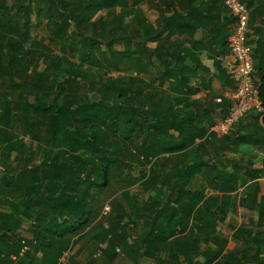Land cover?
Masks as SVG:
<instances>
[{
	"label": "rangeland",
	"instance_id": "1",
	"mask_svg": "<svg viewBox=\"0 0 264 264\" xmlns=\"http://www.w3.org/2000/svg\"><path fill=\"white\" fill-rule=\"evenodd\" d=\"M90 1L62 4L82 11ZM156 1L108 4L77 29L63 23L66 13L59 0H0V64L6 66L13 46H20L14 74L0 77V247L15 236L34 242L33 231L47 226L43 219L52 214V201L72 197L78 204L87 192L91 218L61 259L65 264H109L104 236H120L131 248L141 246L143 239L156 240L154 229L159 228L165 229L167 239L157 254L142 252L135 261L134 251L115 246L112 264H254L258 258L248 246L256 227L255 195L250 189L221 190L245 183L248 175L220 171V154L226 148L217 138L208 137L179 153L163 152L157 145L149 160L138 149L145 135L161 145L169 142L167 147L177 143L173 131L162 136L142 122L143 104L168 105L172 115L179 111L172 106L171 94L154 83L162 66L147 54L159 41L151 38L159 32L152 13L158 11ZM64 103L98 105L92 113L100 116L91 130L103 141L94 155L49 140L50 115L43 110ZM141 127L143 137L137 138ZM136 138L139 146L131 144ZM91 156L113 162L108 185L82 189L64 184L72 175L68 165H74L72 178L78 183L76 175L92 168L84 161ZM208 158L216 164L211 166ZM201 162L187 192L181 182L169 184L174 174ZM96 178L94 173L91 180ZM36 181L39 190L31 188ZM28 193L31 201H26ZM27 247L29 256L12 264H43L42 249Z\"/></svg>",
	"mask_w": 264,
	"mask_h": 264
},
{
	"label": "trees",
	"instance_id": "2",
	"mask_svg": "<svg viewBox=\"0 0 264 264\" xmlns=\"http://www.w3.org/2000/svg\"><path fill=\"white\" fill-rule=\"evenodd\" d=\"M121 1L122 0H91L87 5L81 6L82 11H78L75 9H65V4H62L63 0H59V2H61L60 9L66 13L63 23L67 25L73 23L75 24L76 28L79 29L81 23L91 19L93 16L97 15L99 11L106 9L108 4L113 6L122 5L123 2ZM162 32L159 31L151 36V38L157 37L159 44L156 48L147 50L148 56L156 57L159 64L162 66V70L160 74L154 79V83H156V86L159 90L165 93L172 92L189 95L195 93V90L190 88L192 77L189 75V69L183 65L184 58L180 53L175 55V53L173 54L170 52L171 50L164 48V44L161 42L163 34ZM228 37L229 36L223 38V41L219 43L218 48L221 49L228 45ZM16 51H20V46H13L12 52L7 56L8 64L6 66L0 64V77L6 73L9 75L14 74L13 71L15 70L13 69V64L17 59V55H15ZM219 55L224 56L225 51H221ZM257 87L259 91V100L261 102V110H263L259 116L262 117V122L264 124V71L260 75V81L257 82ZM150 98L152 99L151 96ZM119 100L121 101V97ZM7 102H10V100L7 99ZM232 104L233 102L224 112V118L228 115ZM153 105L154 106H151L148 103L142 105V122L147 124L150 131H161L160 134H162V136L166 135L169 137V133L171 131L176 132L177 143L174 146L171 145L170 147H167L169 142H165L163 145H161L159 142L151 140L150 137L145 135L144 142L142 143L143 145H140L138 148L141 149L144 159L149 160L151 158V156L155 153L154 148L152 147H156L157 145L158 149L161 148V151L163 152L179 153L185 148L193 147L197 139H203L205 137L204 130L195 127L187 114L173 117L172 114L164 111L165 108L160 104ZM96 108H98V105L94 104L81 107L64 103L61 105L53 104L47 109H44L43 111L46 112L47 115L48 113L50 115L48 130L49 140L55 144L64 143L66 147H71L73 152H80L84 150L82 155H94L95 150L100 151L101 147L99 144L101 141H103V139H100L97 133L94 130H91V128H96L95 122H97V119L100 116L96 113H92L93 109ZM256 111L257 110H254L252 112ZM7 113L8 112H6V114ZM143 130L144 129L141 127L137 138L143 137L141 135ZM137 138L134 141H131V144L139 146L136 144L138 143ZM239 140H241V138ZM45 155L46 160L49 161V152L46 151ZM84 161L88 165H91L92 168L88 172L82 171L76 175V179L79 181L77 183L74 181L75 178H72V175L76 169L74 165L69 164V174L72 175L69 178H64V184L67 186H80L82 189L86 188L88 186L87 184L97 186V188L106 187L109 183V172L113 162H110V160L105 158H96L95 156L86 158ZM47 163L49 164V162ZM202 166V162L186 166L183 171L179 172V174L173 175L169 181V184H173L174 181L181 182L184 189L182 191L187 192L188 184L190 183L193 174L198 170H201ZM94 173L97 174V178L91 180ZM82 174H85V177H81ZM31 188L34 190H39V182L36 181L33 183ZM28 196L29 193L27 194L26 201H31V198H28ZM88 197L89 194L86 192L83 194V198L81 197L78 204H75L72 202V200H70L72 197H68L67 200L62 196L60 198L58 197L56 201H52L53 203L50 205V212L52 213L50 215L51 218L47 216L44 217L43 220L47 223L45 230L40 229L33 231L34 242L25 241L21 236H15V238L7 239V243L4 246L1 242L3 247H0V264H12L13 261H16V259L20 256L28 257L29 253L27 252V246L29 245L32 248L34 245H37V248L35 247L33 249H42L44 255L41 259V262L43 264H65L64 261L61 262V259L64 257L66 252L70 251L75 241L74 238L79 235L82 227L87 224L91 218L92 208H90L91 203L88 201ZM162 209L164 210L167 208L164 207ZM70 215L75 217L74 221L70 220ZM40 226L41 225L39 224L37 227ZM154 231L155 234H157L156 240L150 242L148 239H143L140 244L141 246L132 245L131 248L123 239H121L120 236L110 237L107 236V234L104 236V242L107 243L106 248H108L104 249L103 254L107 257L108 261H111V252L114 251L115 246L123 247L127 253L134 251L135 254L133 259L135 261H138L139 257L142 256V252L146 254L154 252L157 254L158 251H160V249L163 247L162 243L167 239V233L164 228L154 229ZM173 234L174 233L172 232L171 235L173 236ZM212 261L213 260H209V263ZM183 264H188V262H184Z\"/></svg>",
	"mask_w": 264,
	"mask_h": 264
},
{
	"label": "crops",
	"instance_id": "3",
	"mask_svg": "<svg viewBox=\"0 0 264 264\" xmlns=\"http://www.w3.org/2000/svg\"><path fill=\"white\" fill-rule=\"evenodd\" d=\"M156 2L159 3L158 11L152 13L157 15L159 31H163L161 42L171 53H180L184 58L183 65L189 69L192 77L190 88L195 90L190 95L167 92L174 99L172 106L179 110L173 117L187 114L195 127L204 130L205 137L197 139L195 145L208 137L217 138L224 145L226 149L220 154L219 167L222 173L245 177L248 175L245 183H232L222 186L221 190L224 193L235 189L240 193L253 191L256 227L252 231V237H248L252 240L248 242V246L251 245L258 255L254 264H264V257L261 256L264 252V124L259 116L263 110L249 114L229 134L218 133V126L224 118V112L233 102L235 90L229 74L228 45L221 49L218 47L224 37H230L234 18L227 9L225 0ZM249 2L251 13L248 45L254 61V79L259 82L264 71V0ZM158 44L159 41L154 48ZM221 51H225L224 56L219 55ZM164 108V111L169 112L168 105ZM209 161L211 166L217 162L213 158ZM111 258V261H107L109 264L114 261L112 255Z\"/></svg>",
	"mask_w": 264,
	"mask_h": 264
},
{
	"label": "built area",
	"instance_id": "4",
	"mask_svg": "<svg viewBox=\"0 0 264 264\" xmlns=\"http://www.w3.org/2000/svg\"><path fill=\"white\" fill-rule=\"evenodd\" d=\"M234 18V28L228 40L229 74L234 82L233 104L228 115L218 126V133L229 134L252 111H261L259 91L254 79V61L248 37L250 8L244 0H225Z\"/></svg>",
	"mask_w": 264,
	"mask_h": 264
}]
</instances>
